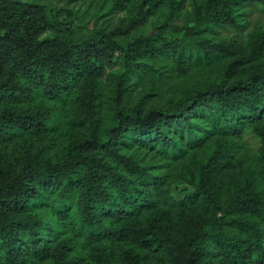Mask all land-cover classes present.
Listing matches in <instances>:
<instances>
[{
    "label": "trees",
    "instance_id": "obj_1",
    "mask_svg": "<svg viewBox=\"0 0 264 264\" xmlns=\"http://www.w3.org/2000/svg\"><path fill=\"white\" fill-rule=\"evenodd\" d=\"M0 264H264V0H0Z\"/></svg>",
    "mask_w": 264,
    "mask_h": 264
}]
</instances>
